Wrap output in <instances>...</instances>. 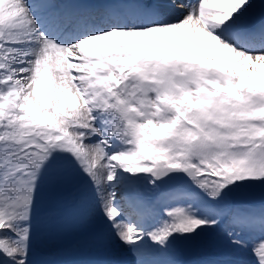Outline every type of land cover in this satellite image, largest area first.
I'll list each match as a JSON object with an SVG mask.
<instances>
[{"label": "snow or ice", "instance_id": "1", "mask_svg": "<svg viewBox=\"0 0 264 264\" xmlns=\"http://www.w3.org/2000/svg\"><path fill=\"white\" fill-rule=\"evenodd\" d=\"M258 6L0 0V264H31L46 195L77 184L131 264H185L205 233L250 259L196 264H264V203L231 199L264 187Z\"/></svg>", "mask_w": 264, "mask_h": 264}, {"label": "rangeland", "instance_id": "2", "mask_svg": "<svg viewBox=\"0 0 264 264\" xmlns=\"http://www.w3.org/2000/svg\"><path fill=\"white\" fill-rule=\"evenodd\" d=\"M178 2H181L179 0ZM257 5H261V0H255ZM186 3H189L187 1ZM257 11L262 12L264 11V6H258ZM255 11V10H254ZM253 11V12H254ZM178 14V13H177ZM66 190H63L64 193ZM260 192H264V187H255L253 189L245 190V191H237L236 193H233L232 196L234 199L239 200L240 202H249V200H253L254 198H259ZM65 194V193H64ZM83 203H79L77 214L87 212L90 215L89 222L86 226L83 227H77L75 226L74 218H70L67 214H57L53 212L46 213L42 216V221L51 227V235L53 237H47V235H44L43 237H39L37 239V243L45 247V249L51 250L55 246H58L57 242V236H65V235H72L76 232L79 228H86L88 225L91 224L92 228L95 229L94 226L96 225H102L100 221L97 219L95 215H92V209L95 205V199L93 196V193L91 189L85 188L83 191ZM231 196V197H232ZM262 196V195H261ZM46 209V205H42L41 213L44 212ZM40 213V214H41ZM104 229L101 232H95L92 233L91 237L88 239H82L79 242H72L68 244V250H71L73 253L77 252H83L88 257H96V258H104L105 259H111V258H118V259H129V256L126 252L121 251L118 249L114 244L107 242L103 239ZM216 235V238L213 237V235ZM203 245L198 250L199 253H209V254H218L219 249L215 246V239L220 238L223 239V235L221 233H205L202 236ZM225 242V240H224ZM226 243V242H225ZM227 248V247H226ZM67 249V248H66ZM202 249V251H201ZM224 257H229L232 259H238V260H248L250 259L249 254L247 253H241L238 256L232 255L231 251L227 248V251L225 252ZM98 261V260H96Z\"/></svg>", "mask_w": 264, "mask_h": 264}, {"label": "trees", "instance_id": "3", "mask_svg": "<svg viewBox=\"0 0 264 264\" xmlns=\"http://www.w3.org/2000/svg\"><path fill=\"white\" fill-rule=\"evenodd\" d=\"M246 190H249V189H246ZM241 191H245V190H241ZM231 199H233V196L231 197ZM256 198H254V200H255Z\"/></svg>", "mask_w": 264, "mask_h": 264}, {"label": "bare ground", "instance_id": "4", "mask_svg": "<svg viewBox=\"0 0 264 264\" xmlns=\"http://www.w3.org/2000/svg\"><path fill=\"white\" fill-rule=\"evenodd\" d=\"M193 262H195V261H193Z\"/></svg>", "mask_w": 264, "mask_h": 264}, {"label": "water", "instance_id": "5", "mask_svg": "<svg viewBox=\"0 0 264 264\" xmlns=\"http://www.w3.org/2000/svg\"><path fill=\"white\" fill-rule=\"evenodd\" d=\"M191 243V242H190Z\"/></svg>", "mask_w": 264, "mask_h": 264}]
</instances>
